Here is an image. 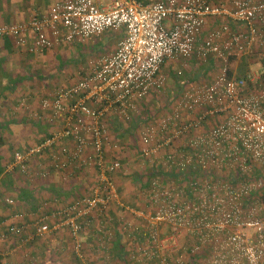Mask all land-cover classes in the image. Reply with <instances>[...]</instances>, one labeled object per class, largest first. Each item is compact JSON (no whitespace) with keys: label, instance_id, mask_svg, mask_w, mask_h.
<instances>
[{"label":"built area","instance_id":"1","mask_svg":"<svg viewBox=\"0 0 264 264\" xmlns=\"http://www.w3.org/2000/svg\"><path fill=\"white\" fill-rule=\"evenodd\" d=\"M207 18L223 23L198 43L197 36ZM227 20L242 25L245 31H232ZM120 28L125 37L111 54L88 62L89 72L76 84L54 88L50 97L42 100L43 109L50 110L53 117L62 116V130L29 150L14 152L4 168L6 173L26 174L32 158L61 140L71 139L74 145L68 160L51 154L49 170L61 172L78 161L81 166H93L98 173L90 196L38 217L31 224V237L21 242L42 237L49 231L47 221L60 219L77 253L82 224H87L92 212L103 213L111 205L131 212L129 205L121 202L111 178L120 164L107 161L104 147L116 152L118 146L110 145L103 120L109 112L128 120L131 113L137 112L139 99L164 85L161 66L166 61L195 54L219 60V74L207 84L185 91L171 115L161 119L159 127L147 125L140 138V155L151 157L186 137L182 148L165 155V162L186 181L193 201L173 202L167 191L151 182L154 208L139 214L145 222L142 234L147 244L158 250L175 247L178 238L185 236L187 264H264V208L258 199L264 191V83L259 81L261 73L240 78L227 75L231 56L247 55L254 46L264 48V1L65 0L27 22L0 25V38L19 46L32 34V52L48 49L54 41L82 42ZM222 36L224 40L219 42ZM249 83H258L259 90L246 93ZM201 108L207 110L176 127L179 113L192 114ZM217 115L226 116L224 123L204 134L192 135L207 116ZM87 147L92 155L84 157ZM48 173L41 172V176ZM222 173H233V177L222 182H199L201 177L213 178ZM5 202L11 204L12 200ZM160 226L167 228L165 238L158 232ZM23 231V227L9 226L0 234V241ZM157 264L178 263L161 257Z\"/></svg>","mask_w":264,"mask_h":264},{"label":"crops","instance_id":"2","mask_svg":"<svg viewBox=\"0 0 264 264\" xmlns=\"http://www.w3.org/2000/svg\"><path fill=\"white\" fill-rule=\"evenodd\" d=\"M62 1L65 0H0V25L27 22L34 16L46 14L51 5ZM222 23V20L207 18L197 42L210 31L219 29ZM226 23L232 31H245L240 24L230 20ZM124 37L125 32L120 28L82 42L54 41L52 47L36 48L32 52L29 51L35 47L32 34L26 37L25 44L19 46L8 38H0V234L9 226L24 228L21 235L8 236L0 241V264H137L136 256H139V264H157L161 257L178 264L186 263L187 248L182 244L185 236L178 238L175 247L158 250L144 240L142 230L145 222L139 217L140 213L154 208L149 191L151 182L167 191L171 201L192 203L188 184L165 162V155L176 147L182 148L186 137L178 140L172 148L161 149L151 157L140 155V138L147 125L159 127L160 120L171 115L185 91L207 84L219 74L222 67L219 60L195 54L185 59L166 61L161 66L164 85L139 99L135 104L137 112L131 113L128 120L111 112L103 120L110 145L118 146L116 152L104 147L107 161L120 164L111 178L121 202L127 203L131 212L115 205L103 213L92 212L87 224L82 221L77 253L69 231L60 219L50 218L47 221L49 231L42 237L21 242L23 238L31 237V224L38 217L90 196L98 173L93 166H81L78 161L61 172L49 170L51 154L68 160L74 145L71 139L61 140L40 156L32 158L26 174L18 171L6 173L5 166L12 161L14 152L29 150L62 130V116L53 117L50 110L41 107L42 100L50 97L52 89L76 84L89 72L88 62L111 54ZM223 40L224 36L219 42ZM260 51L263 52L260 58L255 55L259 51L254 46L249 54L228 59L231 76L240 78L249 73H261L259 81L264 83L263 68L259 73L242 70L246 63L264 64V51ZM186 73L189 76L185 78ZM259 88L258 83H249L245 92L256 93ZM205 110L179 113L176 127L192 121ZM225 119V115L207 116L192 135L204 134L224 123ZM62 150L66 152L62 153ZM82 155L91 156V149L87 147ZM44 171L49 172L46 177L41 176ZM232 177L233 173H222L213 178L201 177L199 182L204 179L222 182ZM6 199L12 203L7 204ZM15 215L21 217L13 218Z\"/></svg>","mask_w":264,"mask_h":264},{"label":"rangeland","instance_id":"3","mask_svg":"<svg viewBox=\"0 0 264 264\" xmlns=\"http://www.w3.org/2000/svg\"><path fill=\"white\" fill-rule=\"evenodd\" d=\"M142 1H148V2H154V1H157V0H142ZM253 54H255L254 52H253ZM255 55H258V58H260V57H262L263 56V54H262V56L260 55V54H258V53H256ZM257 57V56H256ZM255 57V58H256ZM261 62V61H260ZM197 65H199V63L198 62H195ZM261 68H263L262 69V72L264 71V64L261 62V64L260 63H258V62H255V63H252V62H250V63H246L245 65H243V67H242V70H246L247 72H257V73H259V72H261L259 69H261ZM188 74H190V72H187ZM186 73V75H184V77L186 78L187 76H189L188 74ZM129 212V211H128ZM143 228V227H142ZM158 232H160V234H161V238H165V236L167 235V228L166 227H164V226H160L159 227V231ZM165 244L167 245L168 243L167 242H165ZM182 244H183V247H187V242H185V240L182 242ZM135 261H136V263L137 264H139V256H136V259H134Z\"/></svg>","mask_w":264,"mask_h":264},{"label":"trees","instance_id":"4","mask_svg":"<svg viewBox=\"0 0 264 264\" xmlns=\"http://www.w3.org/2000/svg\"><path fill=\"white\" fill-rule=\"evenodd\" d=\"M136 1H141V2H143V3H149L148 1H142V0H136ZM257 49H258V51H259V54L260 55H262L263 54V52L262 51H260V50H263L264 51V48L262 49V48H259V47H257V46H255ZM254 48V47H253ZM252 48V49H253ZM255 50V49H254ZM255 52V51H254ZM252 54H253V52H252ZM232 58H234V56H231ZM230 57V58H231ZM229 58V59H230ZM227 75L229 76V77H232L231 76V73H230V71H229V69H228V71H227ZM256 89H258V88H256ZM258 199H259V203L261 204V206L264 208V191H262L261 193H260V196L258 197ZM145 230H142V232H144ZM144 240L146 241L147 240V238L145 237L144 238ZM150 246H153V244H149Z\"/></svg>","mask_w":264,"mask_h":264}]
</instances>
